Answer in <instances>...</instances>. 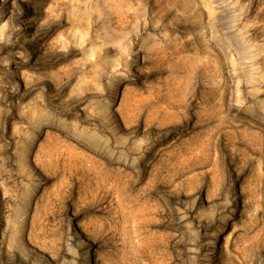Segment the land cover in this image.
Instances as JSON below:
<instances>
[{
    "label": "rangeland",
    "instance_id": "1",
    "mask_svg": "<svg viewBox=\"0 0 264 264\" xmlns=\"http://www.w3.org/2000/svg\"><path fill=\"white\" fill-rule=\"evenodd\" d=\"M263 106L264 0H0V264H264Z\"/></svg>",
    "mask_w": 264,
    "mask_h": 264
},
{
    "label": "bare ground",
    "instance_id": "2",
    "mask_svg": "<svg viewBox=\"0 0 264 264\" xmlns=\"http://www.w3.org/2000/svg\"><path fill=\"white\" fill-rule=\"evenodd\" d=\"M264 107V106H263ZM102 109V108H101ZM23 149V148H22ZM26 150H27V148H26ZM23 152H25V151H23ZM21 153H22V151H21ZM17 157V156H16ZM23 157V156H22ZM18 158V157H17ZM51 159V158H50ZM25 161V160H24ZM49 162H51V161H49ZM25 166V165H24ZM29 167H30V165H29ZM29 198V197H28ZM1 201H2V197L0 196V211H1ZM20 210V209H19ZM12 220V219H11ZM1 221H2V217L0 216V239L3 237V232H2V230H1V225H2V223H1ZM223 224V223H222ZM21 228V227H20ZM18 230L19 229H15L11 234H10V236L13 238V239H15L16 240V243H18L19 245H20V241H19V235H18ZM216 238V237H215ZM21 246V245H20ZM27 249V248H26ZM36 255V254H35Z\"/></svg>",
    "mask_w": 264,
    "mask_h": 264
}]
</instances>
